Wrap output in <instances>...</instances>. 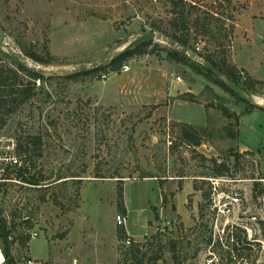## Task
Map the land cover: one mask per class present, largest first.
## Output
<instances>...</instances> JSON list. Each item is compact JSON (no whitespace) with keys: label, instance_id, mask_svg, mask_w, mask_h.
Returning <instances> with one entry per match:
<instances>
[{"label":"rangeland","instance_id":"1","mask_svg":"<svg viewBox=\"0 0 264 264\" xmlns=\"http://www.w3.org/2000/svg\"><path fill=\"white\" fill-rule=\"evenodd\" d=\"M182 1L185 29L179 21L176 34L188 38L192 52L200 46L198 55L235 68L242 82L245 76L263 82L247 94L264 102V0ZM174 7L173 0H0V67L16 70L31 89L26 97L23 87L5 88L0 135L24 143L39 138L31 148L44 177L39 187L10 186L0 198V218L15 225L18 258L264 264V110L246 112L247 104L191 58L169 60L171 48L161 41L119 71L105 67L72 79L35 80L12 57L15 52L48 72L70 71L145 33L171 31ZM190 96L194 102L186 101ZM226 111L239 116L238 126ZM182 124L207 130L199 147L182 141ZM225 129L238 131V138L228 139ZM220 165L230 181L226 192L237 190L241 200L217 215L209 208V179ZM26 214L33 221L23 226ZM117 215L127 217L125 228L116 226ZM33 229L38 237L30 239Z\"/></svg>","mask_w":264,"mask_h":264},{"label":"trees","instance_id":"2","mask_svg":"<svg viewBox=\"0 0 264 264\" xmlns=\"http://www.w3.org/2000/svg\"><path fill=\"white\" fill-rule=\"evenodd\" d=\"M173 4L175 5L173 12H172V20H171V24L170 27L172 28L171 31L169 30H158L160 32V34H162L164 37L176 42L177 44H179L180 46L186 47L188 49H190V44H189V40L188 38H185L184 36H179L176 34V30L177 27H179V21H181V27L183 29H185V20H184V16H183V9H184V4L182 0H173ZM177 8H181V10L178 12ZM152 42L150 43H146L140 46H136L135 48L131 49L128 53L116 57L113 60H111L110 62L107 63V65H103L101 67H99L98 69L94 70V71H89V72H85V73H80V74H74V75H70L67 78H77L80 76H91V75H95L98 74L99 72H102L105 67H110L113 71H119L120 68L122 67V64L129 58H131L133 55H136L138 53L141 54V51L143 50L144 47H146L147 45H151ZM196 53V51H194ZM144 54V52H142ZM28 55H30V57L32 58L33 55H31V53H29ZM48 55V54H47ZM202 58H204L206 61H208L210 64H212L214 67L218 68L221 72H223L228 78H230L234 83H236L238 86H240L246 93L249 92V90H253L255 89L256 85H263V82L258 81V80H253L251 78H249L248 76L244 77V81H241V77H240V73L235 69V68H231L228 67L226 65L223 64H218L216 63L212 57L210 55H200ZM14 58V60L18 63V69L19 71H23L25 72L28 76H30L31 78H34L35 80H52L54 79L53 77H45V76H41L35 72H32L30 70H28L24 65H22L20 63V61L15 57L12 56ZM49 57V55L47 56ZM167 57L169 58V60L177 63V64H185L186 60L188 59L186 55L181 54L180 52H178L177 50L174 49H170L167 53ZM36 61L42 62L44 61L43 58H39L37 56H34L33 58ZM198 67L200 69H202L203 71H205L207 74H209L210 76L214 77V75H212L211 73H209L208 71H206L200 64H198ZM198 68L194 67V71L198 72ZM228 92H230L234 97H236L239 101H241L237 96H235L227 87L224 86L223 83H221L217 78H215ZM10 80H12V83H8ZM20 77L19 74L16 70H14L11 67H0V110L2 108L5 107V101L2 100L3 98V93L5 88L7 87H15V86H19V87H23L22 92L26 95V97H29V94L31 93V89L26 88L25 86H23V84H21L20 82ZM21 89V88H20ZM191 98H189L188 102H194V97L190 96ZM243 102V101H241ZM244 103V102H243ZM248 110L246 112H250L253 109H256L254 106L248 105ZM8 113H10V110L7 111ZM226 117L230 120H232V123H234L236 126L239 125V116L236 115L234 112H225ZM180 126V130H181V139L184 143H186L189 146H194V147H199L202 144V134H206L207 130L205 128H195L191 125L188 124H182V125H178ZM230 132V134H227V138L228 139H232L235 140L236 138H238V131L233 132L230 129H225V131ZM30 140V141H29ZM39 138H28V142H26V146L24 148H22L26 153L33 152V157L35 160V153H34V149L31 148V145L37 146L40 144L39 143ZM36 161V160H35ZM36 168V167H35ZM227 170L226 166L224 165H220L219 169L217 170V177H222L223 173ZM23 181L26 182L28 185L31 186H39V183L44 181V177L37 171H35V173H28L26 176H23ZM118 200L120 201V209L122 208V200H123V195L121 193V191L118 193ZM14 229H15V225L12 224H8L7 220H5L4 218H0V239L2 241V245H3V249L6 253L7 256H11V251H15L14 249V243H15V237L13 236L14 233ZM21 241H23V239H21Z\"/></svg>","mask_w":264,"mask_h":264},{"label":"built area","instance_id":"3","mask_svg":"<svg viewBox=\"0 0 264 264\" xmlns=\"http://www.w3.org/2000/svg\"><path fill=\"white\" fill-rule=\"evenodd\" d=\"M197 52H200V46L196 48ZM105 76L102 75V79ZM177 81L180 79L177 77ZM26 146V143L22 142L18 137L13 135H0V198L6 192L10 186H27V187H39L31 186L23 181V176H26L29 172L35 173L37 171L36 161L34 160L32 152L26 153L22 148ZM36 167V168H35ZM211 184V192L209 197L210 211L218 214H224L229 212L231 208L239 206L241 200V193L233 188H230L229 192H226L227 183L230 181L224 177H217L209 179ZM226 187L223 190V187ZM256 220L255 217L251 218ZM33 221L30 214L23 215L21 218V225H29ZM116 226L119 228H125L127 226V217L124 215H117L115 219ZM38 237V232L33 229L30 231V239ZM132 240L130 237H126L124 244L126 246L131 245ZM0 264H42L37 260H33L30 257L18 258L14 251H11V256H7L0 239Z\"/></svg>","mask_w":264,"mask_h":264},{"label":"water","instance_id":"4","mask_svg":"<svg viewBox=\"0 0 264 264\" xmlns=\"http://www.w3.org/2000/svg\"><path fill=\"white\" fill-rule=\"evenodd\" d=\"M5 40V31L0 26V45L4 44ZM154 41H161L166 43L171 49L177 50L181 54H184L191 58L196 63L200 64L206 71L211 73L215 76L221 83L224 84L225 87H227L235 96H237L241 101H243L245 104L254 106L256 109L264 110V106L261 104H258L254 101L252 97H250L240 86H238L236 83H234L230 78H228L223 72H221L218 68L214 67L212 64H210L208 61H206L204 58H202L200 55H198L195 52H192L190 49L180 46L176 42L153 32L145 33L142 36L136 38L135 40L129 42L126 44L123 48H121L117 52L109 53L102 58L90 63L89 65L79 66L75 69H72L70 71H54V72H48L46 70L37 69L31 66L27 65V62L25 59L18 55L15 52H12V54L20 61L22 65H24L28 70L35 72L41 76L46 77H58V76H69L74 74H80L85 73L89 71H94L98 69L99 67L107 64L111 60H113L116 57L122 56L126 53H128L131 49L135 48L136 46H140L146 43L154 42Z\"/></svg>","mask_w":264,"mask_h":264},{"label":"crops","instance_id":"5","mask_svg":"<svg viewBox=\"0 0 264 264\" xmlns=\"http://www.w3.org/2000/svg\"><path fill=\"white\" fill-rule=\"evenodd\" d=\"M234 61H235L234 64L236 65V67H238L239 69H244L246 72H248L247 69L244 68V67H243L242 65H240L239 63H237L236 60H234ZM248 74H249L250 77H252V75H250L249 72H248ZM252 78H253V77H252ZM253 79H254V78H253ZM255 80H256V79H255ZM166 95H167V94H166ZM170 97H173V96H170ZM177 102H178V101H177ZM177 102H176V100H175L174 103H173V106L176 105ZM244 149H245V151L248 150V149H246V148H244ZM166 186H169L168 183L163 184V186L161 187V188H162L161 191H165L164 188H165ZM189 192H190V191H189Z\"/></svg>","mask_w":264,"mask_h":264},{"label":"bare ground","instance_id":"6","mask_svg":"<svg viewBox=\"0 0 264 264\" xmlns=\"http://www.w3.org/2000/svg\"><path fill=\"white\" fill-rule=\"evenodd\" d=\"M257 102L264 106V102H262V101H257Z\"/></svg>","mask_w":264,"mask_h":264}]
</instances>
